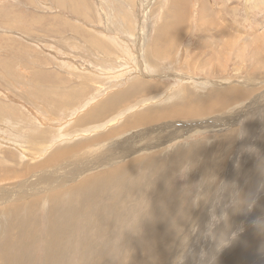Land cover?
I'll return each mask as SVG.
<instances>
[{
    "label": "rangeland",
    "instance_id": "rangeland-1",
    "mask_svg": "<svg viewBox=\"0 0 264 264\" xmlns=\"http://www.w3.org/2000/svg\"><path fill=\"white\" fill-rule=\"evenodd\" d=\"M203 2L208 5L212 19L242 39L229 43L227 48L222 47L221 41L225 44L230 31L224 34L216 27L212 26V29L206 26L199 14ZM208 21L210 25V19ZM263 24L264 0H0V199L13 193L18 184L25 188L33 182L43 185L44 179L48 178L46 172L64 167L63 164L72 161V158H82L89 153L95 160L104 151V155L108 154L107 148L112 153L110 148L117 142L134 139L135 135L147 131H150L152 147L141 149L144 151L139 153L143 158L151 156L164 162H167L165 159L171 160L165 164L171 176L164 183L159 178L162 167L151 172V167L147 165L134 169L131 173L135 176L131 173L125 176L129 182L122 190H118L119 184L111 186V183L119 180L113 176L106 179L102 186L99 182L88 187V190L78 192L80 194L76 195L83 193L84 197L81 198H74L75 195L68 189L83 178L99 176L98 173L110 168L121 167L127 160L133 159L136 152L129 157L125 155L123 162L120 158L117 162L94 167L91 171L86 166L87 171L74 180L64 175L63 187H39L35 193L33 189L28 192L35 195L26 201H8L6 206L0 204V264H21L18 263L19 259L26 255L30 264L55 261L57 264H210L211 260L212 264L220 255L236 264H260L251 259L264 247L263 229L259 225L255 227L256 224L242 227L247 224L245 209L241 220H236L237 225L235 222L227 231L223 223L229 214L222 201L228 195L234 193L236 197L243 191L244 187L233 189L235 182L232 183V178L240 170H244L240 179L244 178L248 166L258 165L260 155L255 154V148L263 146L264 150V43L258 47L256 43L248 44L245 48L240 44V41L250 38L255 40L258 34L264 32ZM164 25L173 27L160 35ZM158 37L161 38L159 41L156 39ZM260 55L263 57L260 58ZM205 57L208 66L202 65ZM136 81H143L147 85L141 93L142 97L136 96L131 102L119 104L108 116L140 101L131 106L132 109L128 108L130 112L123 110L121 117L106 116L104 120L93 121L84 127L78 125V121L92 109L98 108L108 98L125 92ZM231 88H241L237 90V95L245 94L235 100L227 94V98L231 99L229 103L210 113L200 114L201 111H198L194 118L191 115L184 118L169 115L172 120H167L161 131L157 127L162 122L136 128L131 126L105 142L94 141L81 151L54 161L50 167L27 172L26 167L36 165L56 151H62L65 146L86 143L106 134L109 127L123 123V118L128 116L126 112L152 110L155 113L173 114L176 102L188 95L197 100L199 104L195 105L198 106L204 105L208 99L222 97L219 92L224 94L225 89ZM36 102L48 107L51 103L57 104L60 109L50 107L53 113L50 116L36 107ZM166 125L171 128L168 130ZM175 126L179 128L180 137L169 134L174 132ZM35 136L40 138L42 144L37 140V149H32L30 141ZM118 147L120 149V145ZM178 151L183 154L191 152L192 155L186 160L182 158L181 164L176 163L171 155ZM221 152H224L223 155ZM215 153L220 163L208 165L205 159L213 161ZM230 171L235 173L232 178H229ZM135 184L138 190L132 192ZM61 188L66 189L60 193ZM103 188L118 190L125 197L129 195L131 204L140 209L129 205L121 210L125 202L107 200L103 196ZM96 192L101 195L100 199L90 203ZM90 193L96 195L92 199H85ZM214 196L220 197L214 199ZM173 204L176 207L172 208ZM158 205L169 207V211L165 212L163 221L159 219L157 226H153L151 207ZM103 206H107L108 210L115 208L117 213L113 210V216L109 217V212L105 215L107 220L114 217L115 224L111 227L103 225L101 229L91 224L94 227L86 230L90 226L83 219L85 213L90 209L101 210ZM216 206L217 209H213ZM77 211L80 216L74 235L77 234L79 238L75 241L71 232L73 212ZM207 212L211 214L206 215ZM14 218L18 223L14 222L16 230L11 231L12 225L10 227L8 221L12 223ZM255 219L258 222L262 220V212L259 211ZM53 220L58 223L54 224ZM245 232L247 235H244ZM159 233L161 237L165 234L161 240L158 239ZM89 236L97 246L94 260L82 253ZM221 237L235 242L223 254H220V250L227 242L220 240ZM55 241L61 245L52 246L51 243ZM18 243H24L23 248ZM154 244L157 251L151 249ZM244 246L254 247L248 256L243 252ZM216 248H219L218 252ZM2 254H12L11 263H7L8 258H3Z\"/></svg>",
    "mask_w": 264,
    "mask_h": 264
},
{
    "label": "bare ground",
    "instance_id": "bare-ground-1",
    "mask_svg": "<svg viewBox=\"0 0 264 264\" xmlns=\"http://www.w3.org/2000/svg\"><path fill=\"white\" fill-rule=\"evenodd\" d=\"M186 3V2H185ZM202 6V8H201V10H200V19H202V18H204L203 19V21L206 23V26L207 27H209V28H212V26L215 28H217V31H219V30H221V32L222 33H224V34H226V32L228 33L229 31H230V33L229 34H227L226 36L228 37V39L226 40V42H225V44H224V41H221V43L222 44H224V45H222V44H220L222 47H226L229 43H234V42H236L237 40L239 41V40H241L242 38L240 37H238V35H234L233 33H232V31L231 30H229V31H226V27H223V25L221 26V23H219V22H217L214 18L212 19L211 18V16L209 15V13H208V10H207V4L205 3V2H203L202 4H201ZM236 10V9H235ZM213 11H215V10H213ZM218 13H220V12H218ZM182 14V13H181ZM210 19V21H211V24L210 25H208V23L207 22H209L208 20ZM202 21V22H203ZM264 25V24H263ZM225 26V25H224ZM173 27V25H164L163 27H161V32H160V35L162 34V32H163V34H165L166 33V31L167 30H169V29H171ZM213 29V28H212ZM250 29H252V28H250ZM166 30V31H165ZM254 31V30H253ZM255 32V31H254ZM209 34V33H208ZM255 36V35H254ZM257 38L255 39V40H251V38L250 39H248V41L247 40H245V41H240L239 43L241 44V47L242 48H245V47H247V45L249 44L250 46L252 45V43H256L257 44V46L256 47H258L259 46V44H263L264 43V32L263 33H260V34H258L257 36H256ZM255 38V37H254ZM156 39H158V41L161 39L160 37H158V38H156ZM247 41V42H246ZM227 43V44H226ZM89 46V45H88ZM91 47V46H90ZM221 48V47H220ZM227 48V47H226ZM253 49H254V47H253ZM221 50V49H220ZM225 50V49H224ZM231 50V49H230ZM243 50V49H242ZM91 51H92V49H91ZM53 52V51H52ZM208 52V51H207ZM218 52V51H217ZM224 52V51H223ZM231 52V51H230ZM220 53V52H219ZM156 54V53H155ZM221 54H222V52H221ZM264 54V53H263ZM157 55V54H156ZM218 55V54H217ZM221 57V56H220ZM261 57H263L262 55H260V58ZM259 58V59H260ZM207 58L205 57V61H203L202 62V65L203 66H208L209 64L207 63V60H206ZM219 59H221V58H219ZM263 59V58H262ZM217 60H218V58H217ZM210 61H211V59H210ZM221 61V60H220ZM260 62V61H259ZM145 68V67H144ZM217 70V69H216ZM5 78V77H4ZM87 80V79H86ZM85 80V81H86ZM94 81V80H93ZM152 83V82H151ZM92 84V83H91ZM94 84H95V81H94ZM247 84V83H246ZM153 85V84H152ZM252 85V84H251ZM145 86H147L143 81H136V84H133L132 86H130L125 92H123V93H121V94H119V95H115V96H113V97H111V98H108L107 100H105L104 102H103V104H101L98 108H95V109H92L90 112H89V114L88 115H85L83 118H81L82 120H80V121H78V125L81 127V126H85V125H87V124H89V123H91V122H95V121H100V120H102V118L103 117H115V116H120L121 117V114L124 112V111H128V108L130 109V107L131 106H133V105H135V104H137V103H140V101H138V102H133V103H131V104H129L130 106L128 107V108H126V107H124V108H122V109H120L119 111H117L116 113H114V114H110L111 116H108V114L109 113H111L113 110H115L116 108H117V106L119 105V104H121V103H127V102H131V101H133L134 99H135V97L136 96H141L142 97V95H141V93H143L144 91H145ZM239 86V85H238ZM232 88H234L233 86H231ZM236 87V86H235ZM254 87H255V85H254ZM83 88V87H82ZM219 88V87H218ZM228 89V90H226L227 89V87H226V89H225V92H228V93H225L224 92V94H223V92H219L221 95H223L222 97H220V98H216V100H214V99H211V100H207L206 102H204V105H195V104H197L198 102H197V100H194V99H192L189 95L188 96H186L182 101H178V102H176V104L174 105V109L172 110V112H173V114H171V113H166V112H164L163 114L161 113V111H159L158 113H155V112H153L152 110H148L147 112L145 111H140V110H136V111H133L131 114L130 113H127L126 112V114H128V116H127V118L125 119V118H123V123L122 124H120V123H118L117 125H114L113 126V128L112 127H109V130H108V132L106 133V134H102V135H100V136H98V138L96 137L95 139H93L92 141H87L86 143H82V144H80V143H75L74 145H70V146H68V147H66L65 146V148L62 150V151H56L54 154H52L51 156H49L48 158H46L45 160H43V161H41V162H38L36 165H34V166H28V167H26V165H25V167H26V169H27V172H32L33 170L32 169H41V168H43V167H50L51 166V164L54 162V161H56V160H59V159H61L62 157H65V156H68V155H70V154H73V153H77V152H79V151H81L82 149L81 148H86L87 147V145L88 146H90L91 144H93L94 143V141H99V142H103L102 140H104V142L109 138V139H111V137H113V136H116V134L118 133V132H121L122 130H126V129H129V127H131V126H133V127H140L141 125H152V124H154V123H157V122H162L161 123V125L159 126L158 125V127H157V130H159V131H161V128H164V124L166 123V122H168L167 120H172V118H174V115L175 116H177L178 118L179 117H182V118H184V117H186V116H193V115H195L196 113L197 114H199L198 113V111L200 112L201 111V113L200 114H206V113H210L211 111H213V109L215 110V109H218V108H220L221 106L223 107L226 103H229L230 101H231V99L230 98H227V94L228 95H231L232 96V99H238V97H241V96H243L245 93H242V94H239V95H237L238 94V91L237 90H240L241 88L243 89V87H241V88H237V89ZM247 88V87H246ZM60 90V89H59ZM72 91H73V89H72ZM247 91V90H246ZM71 92V91H70ZM179 92V91H178ZM211 92V91H210ZM69 93V92H68ZM75 92H73V94H74ZM216 93V92H215ZM249 93V92H248ZM72 94V93H71ZM72 94V95H73ZM217 94V93H216ZM264 94V93H263ZM77 95V94H76ZM84 95V94H83ZM159 96V94H156L155 96ZM179 95H182V93H180ZM208 96V95H207ZM206 96V97H207ZM220 96V95H219ZM248 96V95H247ZM153 97V96H152ZM177 97H178V95H177ZM194 97V96H193ZM205 97V98H206ZM229 97V96H228ZM262 97H264V95L262 96ZM197 98V97H196ZM208 98V97H207ZM206 98V99H207ZM210 98V97H209ZM212 98V97H211ZM258 98V97H257ZM260 98H261V96H260ZM46 99V98H45ZM243 99H246V97L245 98H243ZM243 99H242V101H243ZM256 99V98H255ZM129 100V101H128ZM147 100V99H146ZM63 101V100H62ZM257 101V100H256ZM89 102V101H88ZM236 102V101H235ZM234 102V103H235ZM250 102V101H249ZM258 102V101H257ZM256 102V103H257ZM84 103H87V101L86 102H84ZM203 103V102H202ZM66 104V103H65ZM67 104H69V101H68V103ZM199 104V103H198ZM251 104V103H250ZM255 104V103H254ZM27 105V104H26ZM124 105V104H123ZM180 105H182V108H180V109H178L179 108V106ZM252 105V104H251ZM261 105H262V103H261ZM35 106V105H34ZM66 106V105H65ZM257 106V105H256ZM263 106V105H262ZM36 107H40V109H41V111H43L45 114L47 113V115H52L53 116V113H52V109L50 108V107H54V110H58V109H60V108H58L57 107V104H53V103H51L50 104V106L48 107V106H40V105H38V103L36 102ZM75 107V106H74ZM31 108V107H30ZM73 108V107H72ZM90 108V107H89ZM134 108V107H133ZM252 108V107H251ZM35 109V108H34ZM131 109H132V107H131ZM36 110H37V108H36ZM124 110V111H123ZM250 110V109H249ZM122 111V112H121ZM150 111H152V112H150ZM216 111H218V110H216ZM223 111V110H222ZM128 112H130V111H128ZM194 112V113H193ZM219 112V111H218ZM237 113V112H236ZM72 115V114H71ZM169 115L172 117H169ZM230 115V114H229ZM235 115V114H234ZM261 117V116H260ZM182 118H180V119H182ZM192 118H194V116L192 117ZM196 118V117H195ZM202 118H203V116H202ZM105 118H103V120H104ZM264 119V118H263ZM187 120H188V117H187ZM259 120V119H258ZM57 121V120H56ZM74 121V120H73ZM243 121V120H242ZM255 121V120H254ZM77 122V121H76ZM120 122V121H119ZM202 122V121H201ZM258 122V121H257ZM54 123V122H53ZM96 123V122H95ZM196 123V122H195ZM168 124V123H167ZM170 124H172V123H170ZM251 124V123H250ZM174 125V124H173ZM252 125V124H251ZM52 126H54V125H52ZM89 126V125H88ZM177 126V125H176ZM175 126V130H174V132L172 133H169V134H171V135H175V134H178V136L180 137V134H179V132H178V129L179 128H177V127H179V126H177L176 127ZM181 126H183V125H181ZM257 126V125H256ZM167 129L170 127L171 128V126H169V125H166L165 126ZM218 127V126H217ZM248 127H250V126H248ZM252 127V126H251ZM250 127V128H251ZM262 127V126H261ZM108 128V127H107ZM73 129V128H72ZM71 129V130H72ZM82 129V128H81ZM243 129H244V127H243ZM257 129V128H256ZM169 130V129H168ZM64 131V130H63ZM104 131V130H103ZM66 132V131H65ZM242 132V131H241ZM62 133V132H61ZM240 133V132H239ZM55 134V133H54ZM138 134V133H137ZM241 134V133H240ZM245 134V133H244ZM170 135V136H171ZM242 135V134H241ZM240 135V136H241ZM54 136V135H53ZM167 136H169V135H167ZM230 136V135H229ZM57 137V136H56ZM141 138L140 140H138L137 138ZM177 137V136H176ZM243 137V136H242ZM263 137V136H262ZM134 139H132V138H128V140H126L125 142H115L116 144L113 146L112 145V147L110 148V150L112 151V153H110V151H109V149L107 148V152H108V154H106V155H104L106 152L104 151V153L100 156L99 155V157L97 158V159H92V158H94V156L93 155H88L89 153H87V154H85V155H88V157L87 158H85V155L82 157V158H79V156H78V158H75L74 160H73V158L71 159L72 161H70V162H66V163H64L63 164V166L64 167H62V166H59L58 168H56V169H54L53 171H48V172H46V175H47V179H44V184L43 185H38L37 183H35V182H33V183H30V184H27V188H25V186L24 185H17V188H15V191L13 192V193H11L10 195H8L7 197H5V199H4V197L2 198L1 197V199H0V204H5L6 202H8V201H15V202H17L18 203V201L20 202V201H26V200H28L29 198H30V196H33V195H35V194H28V192L29 191H31L32 189V192L33 193H35L37 190H38V188L39 187H45L46 189H54V188H58V187H60V186H62L63 184H64V180H65V178H63V176L64 175H66V177H69V178H71V179H73V178H75V177H78V175L80 174V173H83L84 171H87V169L88 170H90V169H93L94 167H103L104 165H107L108 163H113V162H117V160L118 159H120V158H122L121 159V161L123 160V159H126V158H124L125 157V155L127 156V157H129L128 155H134V153L136 154V152H137V154L139 153V152H141V151H144V150H141V149H148V147H152V146H150V144H151V142H149L150 140H151V136H150V131H147V132H145V133H143L142 135H135L134 137H133ZM227 138V137H226ZM225 138V139H226ZM239 138V137H238ZM136 139V140H135ZM224 139V138H223ZM225 139H224V141H225ZM250 139V138H249ZM37 140H39V142L42 144V141L40 140V138L38 137V136H35V137H33L32 139H31V143L33 144V147H32V149H37V147H38V145H35V142H37ZM90 140V139H89ZM227 140V139H226ZM240 140V139H239ZM243 140V139H242ZM247 140V139H246ZM252 140V139H251ZM262 140V139H261ZM24 141V140H23ZM53 141V140H52ZM138 141V142H137ZM250 141V140H249ZM81 142V141H80ZM109 142V141H108ZM222 142V141H221ZM247 142V141H246ZM251 142V141H250ZM25 143H27V142H25ZM48 144H50V143H48ZM68 144V143H67ZM97 144V143H96ZM241 144V143H240ZM243 144V143H242ZM120 145V149H117V147ZM262 145V144H261ZM106 146V145H105ZM102 147V146H101ZM107 147V146H106ZM263 146H261V148H259V147H257V148H255V150L257 149V151H255V154L256 155H260V159H259V161H258V165L254 162V164H256V165H253V166H248L247 167V175L244 177V178H242V179H240L241 178V176H243V171L244 170H240V172L238 171V173L237 174H235V173H232V171H230L229 172V178L231 177H233L234 176V174H235V176L232 178L233 179V182L232 183H234V186H233V189L235 190H237V189H239L240 187H244L243 188V191L241 192V193H239L236 197H235V195H234V193L233 194H231L230 196L228 195V197H225L224 198V200L222 201L223 203H224V205H225V207H226V210L228 211V214H229V216H228V219L223 223V225L224 226H226V228H227V231H229V229L232 227V225L236 222V220H238V219H240L241 218V215L244 213V211H245V209H247V211H246V213H245V215L247 214V217H245V219L247 218V226L245 225V226H242V227H246V228H248V227H252V225L253 224H256L255 225V227L256 226H260L262 229H263V238H264V150H263V148H262ZM93 148V147H92ZM119 148V147H118ZM221 148V147H220ZM240 148H242V146L240 147ZM252 149V148H251ZM214 150V149H213ZM245 150V149H244ZM84 151V150H83ZM197 151V150H196ZM218 151V150H217ZM226 151V150H225ZM198 152V151H197ZM202 152V151H201ZM254 152V151H253ZM43 153H44V151H43ZM118 153H120L119 155H117ZM199 153V152H198ZM223 153L224 152H221V155H223ZM226 153V152H225ZM135 155L134 156V158L133 159H130V160H127V163H125V164H123L121 167H113V168H115V169H113V168H110V169H108V171H105L104 173H98L97 175H99V176H95V175H92V176H89V177H87V178H83L82 180H80L78 183H76L75 185H73V186H71L70 188H68V189H70L71 190V192L73 193V195H75L74 196V198H77V197H84V195H76L78 192H80V191H85V190H88V187L90 188L93 184H97L98 185V183L99 182H101L100 184H101V186L104 184V183H106V179H108L109 177H111V176H113V177H115V178H119V180H117V181H114L113 182V184L111 183V186L113 185H117V184H119V189L118 190H122V189H125V186L127 185V183L129 182V181H127L126 179H125V176H129L130 175V173L135 169V170H137L136 168H138V167H147V165H149L148 167L151 169V172H153V171H155V170H157V169H155V168H157V167H162V171H161V175H160V179H161V183H164L165 181H166V179L168 178V176L170 175L171 176V172L169 173V169L168 168H166V166H165V164L167 163V162H171V160L170 161H168L167 159H165L167 162H164V161H161V160H159V158H155V159H152V157L151 156H149V155H146V156H149V157H146V158H143V156L139 153L138 155ZM157 154V153H156ZM156 154H154V155H156ZM202 154V153H201ZM220 154V153H219ZM45 155V154H44ZM75 155V154H74ZM78 155H80V154H78ZM95 155V154H94ZM154 155H152V156H154ZM190 155H192V153L191 152H189V153H185L184 152V154H183V152H181V151H178V152H176V153H174L173 155H171V157L175 160L176 159V163H180L183 159H185L186 157H190ZM72 156V155H71ZM92 158H91V157ZM215 156V157H214ZM214 156H212V159H214L213 161H208L207 159H205V161H207V164L208 165H211V166H215V165H217V164H219L220 162H219V157H218V154H216L215 153V155ZM75 157V156H74ZM155 157V156H154ZM158 157V156H157ZM170 157V156H169ZM242 157V156H241ZM161 158V157H160ZM183 158V159H182ZM235 158V157H234ZM259 158V157H258ZM31 159V158H30ZM145 159V160H144ZM243 159V158H242ZM186 160V159H185ZM249 161H250V159H248ZM248 160H246L245 162H247ZM252 160V159H251ZM64 162V161H63ZM120 162V161H119ZM123 162V161H122ZM222 162V161H221ZM233 162V161H232ZM251 162V161H250ZM60 163V162H59ZM154 163V164H153ZM234 163H235V161H234ZM238 162H237V160H236V163L235 164H237ZM181 164V163H180ZM247 164V163H246ZM178 165V164H177ZM176 165V166H177ZM238 165H240V164H238ZM248 165V164H247ZM249 165H250V163H249ZM251 165H252V163H251ZM86 166H88V168L86 167ZM119 166V165H118ZM205 166V165H204ZM207 166V165H206ZM237 166V165H236ZM208 167V166H207ZM240 167H242V165L240 166ZM55 168V167H54ZM236 168V167H235ZM18 171V170H17ZM91 171V170H90ZM160 171V170H159ZM205 171H206V169H205ZM135 173V172H134ZM148 173V171L147 172H145V174H147ZM127 174V175H126ZM133 173H131V175H132ZM144 174V173H143ZM242 174V175H241ZM44 176H45V174H43ZM134 175V174H133ZM157 175V174H156ZM204 175V174H203ZM239 175H240V177H239ZM135 176V175H134ZM151 176H152V174H151ZM82 177V176H81ZM159 179V180H160ZM43 180V179H42ZM74 180V179H73ZM77 180H78V178H77ZM112 180V179H111ZM111 180H110V182H111ZM70 181V179H68V182ZM76 181V180H75ZM102 181H103V183H102ZM67 183V182H66ZM109 183V182H108ZM135 183H137V182H135ZM68 184V183H67ZM138 184H139V182H138ZM16 186V185H15ZM231 186H232V184H231ZM63 187V186H62ZM95 187H98V186H95ZM170 187V186H169ZM177 187V186H176ZM116 188H117V186H116ZM128 188V187H127ZM172 188H174V187H172ZM231 188V187H230ZM11 189V188H10ZM64 189H66V188H64ZM64 189H62L61 188V190L59 191L60 193H62L63 191H64ZM229 189V188H228ZM1 190V189H0ZM102 190V189H101ZM118 190L117 191H115V190H112V189H108V190H105L104 188H103V191H102V193H103V196L107 199V200H109V201H112V202H114V201H121V202H125V204L123 205V206H121L120 207V209L122 210V209H124L125 207H127V206H129V205H131L133 208H137V209H140L139 207H136V206H134V205H132L131 204V202H132V200L131 199H129V195H127L126 197L125 196H123V195H120V193L118 192ZM138 190V185H134L132 188H131V191L132 192H135V191H137ZM174 190V189H173ZM231 190V189H230ZM228 191V190H227ZM95 192V191H94ZM165 192V189L163 190V193ZM67 193H68V190H67ZM70 193V192H69ZM140 193V192H139ZM231 193H232V191H231ZM237 193V192H236ZM78 194H80V193H78ZM96 194H97V192H96ZM95 193H90L89 195H88V198H86L85 197V199H92V197H93V195H96ZM136 195H137V193H135ZM220 194V193H219ZM227 194H228V192H227ZM4 195H7V193H5ZM70 196H71V194H70ZM100 196L101 195H99V194H97L91 201H90V203L91 202H93V201H98L99 199H100ZM35 197V196H34ZM66 197V196H65ZM141 197V196H140ZM218 197H220V196H214L213 198L214 199H216V198H218ZM102 198V197H101ZM220 199V198H219ZM219 199H217V200H215L216 201V205L218 204V200ZM76 200V199H75ZM136 200H138V199H136ZM143 200V199H142ZM222 200V199H221ZM157 201V200H156ZM107 202V201H106ZM158 202V201H157ZM13 203V202H12ZM208 203L209 202H207V204L206 205H208ZM7 204V203H6ZM6 204H5V206H6ZM20 204V203H19ZM96 204H98V203H96ZM101 204V203H100ZM154 205L155 204H157V203H153ZM168 204V203H167ZM21 205V204H20ZM71 205V204H70ZM245 205L247 206L246 208H245ZM2 206V205H1ZM77 206V205H76ZM93 206V205H92ZM105 206V205H104ZM102 207V209L101 210H98V211H93L92 209H90L87 213H85V215H84V218L83 219H85V220H87V225L88 226H90L91 224H96V227L97 228H99V229H101L102 228V226L103 225H107V226H109V227H111V226H113L114 224H115V219H114V217L113 218H110V219H108L107 220V218L105 217V215L109 212V217L110 216H113V210L116 212V210H115V208H113V210H108V208H107V206L106 207ZM13 207L14 208H17V206L16 205H13ZM68 207V206H67ZM96 207V206H95ZM116 207V206H115ZM167 207V206H166ZM171 207L172 208H174V207H176L175 206V204H173V205H171ZM251 209V210H254L253 212H250V210H249V208ZM6 208V207H5ZM25 208V207H24ZM35 208V207H34ZM78 208V207H77ZM96 208H98V207H96ZM149 208V207H148ZM7 209V208H6ZM9 209V208H8ZM20 209V208H19ZM37 209V208H36ZM35 209V210H36ZM142 209H143V207H142ZM213 209H217V206L215 207V208H213ZM3 210V209H2ZM11 210V209H10ZM21 210V209H20ZM85 210V209H84ZM102 210H104V212H102ZM5 211H7V210H5ZM143 211H145V210H143ZM169 211V207L168 208H165V206L162 208V206L161 207H159V205L158 206H153V207H151V212L153 213V215L152 214H150L151 215V217H152V219H151V221H153V226H157V223L159 222L158 220L160 219L161 221H163L164 220V218L166 217L165 215H166V213L165 212H168ZM210 211H211V209H210ZM262 212V220H260L259 222L255 219L257 216H258V212ZM117 213V212H116ZM175 214V213H174ZM209 215V214H211V212H207L206 213V215ZM92 215H94V218L92 219L91 218V216ZM145 215V214H144ZM73 216H74V219H73V221H74V225H73V228H72V232H71V235H74L75 233H76V227H75V225L76 224H78L77 223V221H78V219H79V213H78V211L77 212H73ZM125 216V215H124ZM133 216V215H132ZM165 216V217H164ZM244 216V215H243ZM205 217V216H204ZM207 217V216H206ZM7 218V217H6ZM9 218H10V216H9ZM12 218V217H11ZM16 218V217H15ZM15 218L13 219V221H12V223H11V221H8L9 222V224H10V227H11V225H12V227H11V231H15L16 229H15V227H14V225L16 224V223H18L17 221L15 222ZM46 218H48V217H46ZM87 218V219H86ZM60 219V218H59ZM149 219V218H148ZM168 219H169V216H168ZM48 220V219H47ZM150 220V219H149ZM241 220V219H240ZM239 220V221H240ZM253 220V221H252ZM4 221V220H3ZM208 221V220H207ZM1 222V221H0ZM14 222H15V224H14ZM20 222V224L22 225V223H21V221H19ZM24 222V221H23ZM53 222H54V224H56V223H58V221H56V220H53ZM172 222V221H171ZM29 223V222H28ZM162 223V222H161ZM176 223V222H175ZM242 223V222H241ZM241 223H240V226H241ZM26 224V223H25ZM151 224V223H150ZM167 224V223H166ZM243 224V223H242ZM245 224V223H244ZM2 225V224H1ZM28 225H30V224H28ZM61 225H63V224H61ZM176 225V224H175ZM210 225V224H209ZM236 225H237V222H236ZM19 226V225H18ZM23 226V225H22ZM42 226V225H41ZM137 226V225H136ZM171 226L172 227H175L174 226V224H172L171 223ZM211 226H213V225H211ZM8 227V226H7ZM9 227V228H10ZM26 227V226H25ZM94 226H90L88 229H86V230H90L91 228H93ZM95 227V228H96ZM160 227V226H159ZM66 228V227H65ZM70 228V227H69ZM176 228V227H175ZM20 229H22V228H20ZM44 229V228H43ZM203 229H205V228H203ZM241 229V228H240ZM42 230V229H41ZM86 230H85V232H86ZM115 230V229H114ZM163 230V229H162ZM25 231V230H24ZM165 231H166V229H165ZM5 232V231H4ZM29 233H31L30 232V230L28 231ZM96 232V231H95ZM110 232V231H109ZM28 233V234H29ZM97 233V232H96ZM152 233V232H151ZM155 233V232H154ZM199 233H202V232H199ZM70 234V233H69ZM162 234H164V233H162ZM203 234V233H202ZM86 235V234H85ZM92 235V234H91ZM115 235V234H114ZM145 235V234H144ZM143 235V236H144ZM169 235V234H168ZM173 235V234H172ZM195 235V234H194ZM198 235V234H197ZM244 235H247V232H245V234ZM88 236V235H87ZM118 236V235H117ZM116 236V237H117ZM30 237V236H29ZM40 237V236H39ZM90 237V236H89ZM115 237V238H116ZM124 237V236H123ZM164 237H165V234H164ZM164 237H161V234L159 233L158 234V239H160L161 240V238H164ZM78 238H79V236L76 234V235H74V240L75 241H77L78 240ZM82 239H84V237H81ZM154 238V237H153ZM213 238V237H212ZM27 239H29V238H27ZM26 239V240H27ZM112 239V238H111ZM121 239V238H120ZM144 239V238H143ZM61 240V239H60ZM213 240V239H212ZM220 240H225L226 242H227V244L225 245V247H223L221 250H220V254H223L224 252H225V250L231 245V243H235V242H230V241H228L229 239L228 238H225V237H221L220 238ZM100 241V240H99ZM117 241V240H116ZM200 241V240H199ZM18 242V241H17ZM48 242V241H47ZM94 242H95V240H93V239H91V237H90V239L88 240V244H86L85 246H84V250L82 251V253H84V254H87L86 256L89 258V259H92V260H94L95 259V257H96V245H94ZM115 242V241H114ZM165 242V241H164ZM117 243V242H116ZM121 243V242H120ZM124 243V242H123ZM127 243V242H126ZM131 243V242H130ZM166 243V242H165ZM16 244V243H15ZM14 244V245H15ZM18 244H21V243H18ZM27 244V243H26ZM49 244V243H48ZM52 244V246H57L58 247V245H61V244H59V243H57V241H55V242H52L51 243ZM99 244H100V242H99ZM128 244V243H127ZM135 244V243H134ZM225 244V243H224ZM13 245V246H14ZM23 245H24V243L23 244H21L20 246L23 248ZM30 245V244H29ZM51 246V247H52ZM154 246H155V244H154ZM153 245H152V247H151V249H153L154 251H157V248H156V246L154 247ZM166 246V245H165ZM38 247H40V246H38ZM42 247V246H41ZM214 247V246H213ZM218 247V246H217ZM12 248V247H11ZM15 248V247H14ZM13 248V249H14ZM25 248V247H24ZM32 248V247H31ZM48 248V247H47ZM73 248V247H72ZM129 248V247H128ZM162 248V247H161ZM163 248H164V246H163ZM254 248V247H253ZM253 248H248L247 246H244L243 247V252H244V254L246 255V256H248V254L250 253V251L253 249ZM27 249V248H26ZM33 249V248H32ZM217 249V248H216ZM219 249V248H218ZM218 249H217V252H218ZM53 250V249H52ZM66 250V249H65ZM122 250V249H121ZM33 251V250H32ZM31 251V252H32ZM39 251V250H38ZM68 251V250H67ZM128 251V250H127ZM131 251V250H130ZM212 251V250H211ZM3 252V251H2ZM1 252V253H2ZM11 252V251H10ZM10 252H6V253H10ZM19 252V251H18ZM132 252V251H131ZM209 252V251H208ZM21 253V252H20ZM41 253V252H40ZM65 253H67V252H65ZM121 253H122V251H121ZM127 253V252H126ZM146 253V252H145ZM207 253V252H206ZM212 253H214V252H212ZM15 254V253H14ZM26 254V253H25ZM28 254V253H27ZM35 254V253H34ZM74 254V253H73ZM158 254V253H157ZM219 254V255H220ZM68 255V254H67ZM213 255H218V254H213ZM218 255V256H219ZM2 256H4L3 254H2ZM20 256V255H19ZM49 256V255H48ZM69 256V255H68ZM147 257H149L150 255H146ZM8 258V262L7 263H11L10 261H11V259H13L12 258V254H8V255H6V256H4L3 258ZM80 257V256H79ZM2 258V259H3ZM45 258H47V257H45ZM216 258V257H215ZM214 258V259H215ZM34 259H36V258H34ZM1 260V259H0ZM10 260V261H9ZM18 260V259H17ZM56 260V259H55ZM88 260V259H87ZM206 261H207V259H205ZM209 260H210V258L208 259V262H209ZM253 262H256V263H259L260 262V264H263L264 263V247L263 248H261V249H259L256 253H255V255L252 257V259H251ZM89 261V260H88ZM14 262V261H13ZM12 262V263H13ZM91 262V261H90ZM211 262H212V260H211ZM211 262H210V264H211ZM6 263V262H5ZM18 263H21V264H30L29 263V257H27V255L24 257V258H22V260H20L19 259V262ZM49 264H57V261H55V262H51V263H49ZM87 264H89V262L87 263ZM179 264H181V263H179ZM202 264V263H201ZM206 264V263H205ZM212 264H236V262L235 261H233V260H229V259H227L226 257H223L222 255H220L219 257H217L216 259H215V261H213V263Z\"/></svg>",
    "mask_w": 264,
    "mask_h": 264
}]
</instances>
